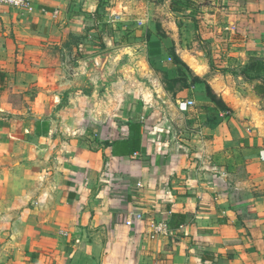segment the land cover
Here are the masks:
<instances>
[{"label":"crops","instance_id":"0c3cea01","mask_svg":"<svg viewBox=\"0 0 264 264\" xmlns=\"http://www.w3.org/2000/svg\"><path fill=\"white\" fill-rule=\"evenodd\" d=\"M156 1L0 7V264H264V97L239 73L250 57L264 58V0H162L184 15L216 67L190 81L187 100L225 114L184 131L152 121L146 85L118 103L114 78L95 59L71 57L68 39L84 16L101 6L108 21L117 17L110 23L145 34ZM155 44L143 39L144 53L134 50L129 64L179 77L163 56L146 58ZM183 57L195 70L196 58L208 62ZM160 91L169 103L171 93ZM184 101L175 108L192 107L180 109ZM239 163L251 186L232 180ZM232 181L255 193L250 204L234 203ZM158 221L167 231L151 238Z\"/></svg>","mask_w":264,"mask_h":264},{"label":"rangeland","instance_id":"374dc122","mask_svg":"<svg viewBox=\"0 0 264 264\" xmlns=\"http://www.w3.org/2000/svg\"><path fill=\"white\" fill-rule=\"evenodd\" d=\"M170 2L169 7L168 4L167 6L163 5L162 0L151 4L153 29L149 31L146 25L145 34H140L135 29L119 27L117 23H110L111 21H108L111 14L110 11L100 6V9L97 8L93 15L84 16V22L81 24L82 27L79 33L70 35L68 41L71 44V53H73L71 57L95 59L97 62L96 66L101 67L100 73L102 76L103 73H106L108 78H114V91L117 93L114 94L113 100L117 99L118 103L128 99L126 97L129 95L128 89L146 85V87L153 90V94L149 95L147 113L152 117V121L156 125L164 124V128L169 126L170 128L175 127L178 131H184L186 128L198 129L202 126L216 124L220 120L221 115L225 114H220L216 110L213 111L210 109L209 104H193L191 108L185 111L175 108V100H187L185 87H188L190 81L192 84L196 78H207L216 71V67L214 62L210 61V53L205 44L199 40L195 33L188 32L185 29L187 24L182 20L184 15L172 13L176 12V10L173 9V2ZM188 24L191 23L189 22ZM128 30H131V32ZM143 39L150 40L151 44L157 43L146 48V58H160L163 56L164 60L169 64L168 67L172 68V72L179 74V77L168 80L166 72L155 69L151 74H147L143 70H135L133 65L129 64L130 58L136 56L133 53L134 50L141 55L144 53V50L139 46ZM160 42L162 48L160 47ZM183 54L189 58L191 55L203 57L208 62L196 58L200 63V67L195 70L185 63ZM196 71L197 75H195ZM143 80L146 81V84H142L144 83ZM110 83L109 81V86ZM162 87L171 93L168 94L169 97L166 96L171 102H165L164 96H160V88L162 89ZM105 92V85H103L101 93ZM215 98H217V95H215ZM136 100L143 102L139 98ZM258 104H263L261 99ZM242 168V163H239L232 169L233 173H236L232 180L234 181L237 178L236 181L240 179V181L246 182L247 185L244 186H251L254 180H249ZM233 181L228 188V192L232 196L234 203L240 207L250 204L255 193L248 191L247 187H244V191L235 188L236 182ZM240 211L245 216H249L252 213V210H249L248 207Z\"/></svg>","mask_w":264,"mask_h":264},{"label":"trees","instance_id":"16d2710c","mask_svg":"<svg viewBox=\"0 0 264 264\" xmlns=\"http://www.w3.org/2000/svg\"><path fill=\"white\" fill-rule=\"evenodd\" d=\"M239 73L247 80L258 81L253 85V91L259 97H264V58L250 57ZM206 93L215 106L222 110L227 109L220 98H215V94L209 87L206 88Z\"/></svg>","mask_w":264,"mask_h":264},{"label":"built area","instance_id":"2783aa9c","mask_svg":"<svg viewBox=\"0 0 264 264\" xmlns=\"http://www.w3.org/2000/svg\"><path fill=\"white\" fill-rule=\"evenodd\" d=\"M0 7H11L17 10H20L22 12L30 13L34 9L32 0H0ZM117 19L116 16H114L113 20ZM111 20V21H113ZM141 24V22H139ZM170 59V58H169ZM194 102L192 100H186L184 102L179 103L180 109H187L189 106H192ZM135 218L140 219L141 214L135 213ZM132 220L131 218H127L125 220L126 225H131ZM151 227V233L150 237L153 238L157 235L164 234L167 231V224L164 221H158L155 223L150 224Z\"/></svg>","mask_w":264,"mask_h":264}]
</instances>
